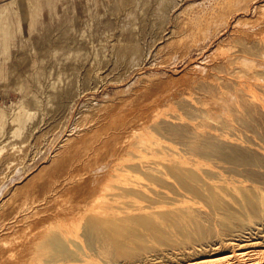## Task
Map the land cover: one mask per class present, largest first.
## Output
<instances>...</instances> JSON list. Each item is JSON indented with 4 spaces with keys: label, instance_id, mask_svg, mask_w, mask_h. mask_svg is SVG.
<instances>
[{
    "label": "bare ground",
    "instance_id": "1",
    "mask_svg": "<svg viewBox=\"0 0 264 264\" xmlns=\"http://www.w3.org/2000/svg\"><path fill=\"white\" fill-rule=\"evenodd\" d=\"M241 1L210 0L170 43L206 37L203 25L225 22ZM252 22L236 20L231 34L243 38L211 66L227 77H199L210 101L183 105L186 115L151 122L154 99L143 90L94 109L54 152L58 173L34 183L42 165L5 199L16 204L9 221L0 217V264H264V32L251 36L262 26ZM156 135L211 166L147 159L140 147Z\"/></svg>",
    "mask_w": 264,
    "mask_h": 264
},
{
    "label": "rangeland",
    "instance_id": "2",
    "mask_svg": "<svg viewBox=\"0 0 264 264\" xmlns=\"http://www.w3.org/2000/svg\"><path fill=\"white\" fill-rule=\"evenodd\" d=\"M209 1L0 0V205L15 186L42 165L49 166L65 137L88 125L98 107L143 90L154 99L151 123L153 117L156 122L186 115L187 103L210 101L200 80L227 77L211 66L243 38L242 31L233 32L238 37L231 34L237 19L264 26V9H258L264 0L241 1L225 22L203 25L209 30L206 37L198 32L185 46L171 44L172 37L182 34L181 22ZM262 26L251 36L263 37ZM201 60V71H187ZM176 142L156 135L140 152L147 159H195L202 167L211 166L212 161L180 149ZM50 167L34 183L58 173L55 165ZM7 203L0 213L5 221L16 204Z\"/></svg>",
    "mask_w": 264,
    "mask_h": 264
}]
</instances>
